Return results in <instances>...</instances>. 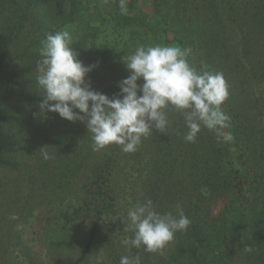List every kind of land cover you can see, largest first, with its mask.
Here are the masks:
<instances>
[{
  "label": "trees",
  "instance_id": "1",
  "mask_svg": "<svg viewBox=\"0 0 264 264\" xmlns=\"http://www.w3.org/2000/svg\"><path fill=\"white\" fill-rule=\"evenodd\" d=\"M140 1L127 0L128 8H137ZM149 1L152 17L118 10V24L132 37L144 34L187 49L198 71L223 73L229 96L222 109L229 116L232 142L203 126L195 142H186L184 116L169 108L171 127L164 133L153 130L137 151L124 153L115 144L94 151L84 123L42 141L23 135L0 104V264H10L11 234L25 218L14 213L18 203L23 211V201L45 203L63 195L93 216L76 258L71 257L74 235L59 226L47 229L49 253L68 254L65 264H92L102 228L120 196L134 198V205L151 199L162 213L176 214L179 205L191 220L186 231L175 234V248L163 261L155 258L164 249L143 250L140 264H205L208 255L219 258L242 240L251 249L245 255L264 264V231L254 239L248 232L264 221V0ZM80 5V0H0V78L7 92L33 102L29 90L37 92L39 86L30 69L40 59L41 41L75 22ZM97 37V32L86 33L72 47L84 65L94 66L86 77L92 88L112 97L129 75L122 58L134 51L126 47L120 53L110 44H97ZM17 45L20 52L13 56ZM18 63L25 65L21 71ZM44 151L50 159H44ZM221 196L227 203L213 216L209 202ZM105 244L109 255L103 264H120L114 243ZM141 250L135 248L133 257Z\"/></svg>",
  "mask_w": 264,
  "mask_h": 264
},
{
  "label": "clouds",
  "instance_id": "2",
  "mask_svg": "<svg viewBox=\"0 0 264 264\" xmlns=\"http://www.w3.org/2000/svg\"><path fill=\"white\" fill-rule=\"evenodd\" d=\"M119 6L121 14H127V0H120ZM72 44L67 30L47 33L41 41L36 66V82L43 90L39 108L45 115L52 112L71 122H83L91 134L94 151L112 144L124 153L137 151L153 130L164 133L171 127L169 108L184 116L186 142H195L201 126L224 141L232 139L223 131L229 121L222 109L229 96L224 75L198 71L189 62L187 49L137 47L133 54L122 58L129 75L118 82L119 93L109 97L86 80L94 66L84 65ZM141 80L143 83H138ZM43 156L51 158L46 151ZM126 220L133 236L121 244L137 249L143 246L149 253L162 251L177 232L186 231L191 223L179 205L176 214L162 213L151 199L129 207ZM120 264H140V259L125 255Z\"/></svg>",
  "mask_w": 264,
  "mask_h": 264
},
{
  "label": "rangeland",
  "instance_id": "3",
  "mask_svg": "<svg viewBox=\"0 0 264 264\" xmlns=\"http://www.w3.org/2000/svg\"><path fill=\"white\" fill-rule=\"evenodd\" d=\"M80 2L82 12L77 16L76 21L66 24L56 30L69 31L72 35L73 43L77 42L86 33L97 32V44H110L111 48L117 51H121L124 48L126 49V47L135 51V49L141 45L145 47L156 45L176 46L156 40L144 34L135 38L131 36L132 33L129 30L121 29L118 24L120 3L108 4L103 0H80ZM151 8V2L149 0H141L137 8L131 10L128 8L127 13H131L132 15L145 14L152 17ZM135 26H139V24L136 23ZM29 28L33 30L31 25ZM137 30L139 29L137 28ZM20 48L21 47L18 45L15 46L12 55L14 56L20 52ZM123 52L124 51H121L120 53ZM78 59H81L79 54ZM189 62L199 70L191 59H189ZM32 66L30 74H35L37 76V65L32 64ZM24 67V63H18L16 70L21 71V68ZM32 89L33 90H29L33 100L31 105L24 101L23 98L17 96V94L7 92L0 78V104L11 112L14 123L17 124L23 135L29 134L31 136H36L43 141L44 138H51L55 134H58L57 132L63 135L65 132L70 133L71 130H77L76 126L80 128L84 127L83 122L68 121L61 118L57 113L48 112L46 115L42 114L39 105L43 100V96L41 95L43 94V90L40 87L37 88V92H35L36 90L34 88ZM230 126V122L228 121V127L223 131L232 136V128ZM226 142H232V139ZM5 176L8 177L9 175L6 174ZM12 177L15 176L12 175ZM123 192H129V194H131L127 189ZM70 197V195H63L53 198L52 200L48 199L45 203L40 200L41 203L32 201L30 204H26L25 202L27 201H23V211L20 210V204L18 203L19 207L14 213L18 212L25 218L20 219L21 222L15 226L11 234V250L13 252L8 256L10 264H30L29 260L33 264L69 263V258H67L69 256L68 254H58L57 251L53 252V254L49 253V247L52 248V243L48 239L46 231L49 228H55L57 226L65 230V233L70 231L77 240L76 247L74 246L72 249L71 257L76 258L80 255L88 236L93 216L82 210L76 201H72ZM223 197L225 196H221L217 201L212 200L209 202L213 216L218 215L223 206L227 203V200L223 199ZM133 202L134 198L125 199L123 196L119 197L118 203L115 206V213L110 215L111 217L106 220L102 228L100 241L93 254L92 264H103L107 261L106 259L109 253L105 243L108 240H111L117 248V251H119L117 257L125 255L133 257V250L135 248L130 246L126 247L121 244L123 239L131 238L133 234L126 220L127 209L134 205ZM60 210H62V212H60ZM259 214L260 210L254 214L251 213L252 218ZM250 231L249 229L248 232L254 239L255 234L264 231V221H262L261 226L256 228L254 232L250 233ZM176 242V239L170 242L164 248L165 251L157 254L155 260L158 259L163 261V259L175 248ZM249 248L248 243L242 240V244H237L236 246L231 245L230 249L219 258L208 255L205 264H262L263 262L260 260L251 259L245 255ZM141 249L142 250L137 252L135 257H139L140 261H144L143 246ZM241 250H244L243 254L239 253Z\"/></svg>",
  "mask_w": 264,
  "mask_h": 264
}]
</instances>
